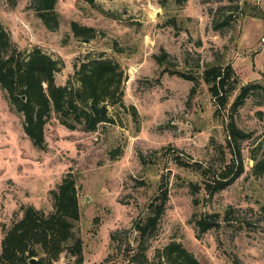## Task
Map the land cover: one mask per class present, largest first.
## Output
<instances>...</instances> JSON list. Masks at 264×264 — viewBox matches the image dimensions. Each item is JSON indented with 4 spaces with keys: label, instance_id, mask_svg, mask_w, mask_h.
I'll return each mask as SVG.
<instances>
[{
    "label": "rangeland",
    "instance_id": "374dc122",
    "mask_svg": "<svg viewBox=\"0 0 264 264\" xmlns=\"http://www.w3.org/2000/svg\"><path fill=\"white\" fill-rule=\"evenodd\" d=\"M56 12L59 25L50 30L33 0H0L12 49L41 48L62 61L57 85L70 81L76 90L75 65L100 55L120 65L122 82L114 100L99 104L109 111L96 115V130L84 120L69 128L52 112L44 149L0 86V252L4 228L28 206L50 213L51 192L69 176L79 198L82 264H172L164 254L172 242L201 264H264V0H58ZM74 22L94 28V37L76 36ZM229 64L239 84L219 108L205 71ZM242 86L250 88L240 100ZM238 151L241 175L212 194L205 188L212 174L179 163L219 174ZM165 189V212L142 243L136 221ZM211 213L219 226L200 231L195 214ZM75 261L65 251L55 264Z\"/></svg>",
    "mask_w": 264,
    "mask_h": 264
},
{
    "label": "trees",
    "instance_id": "16d2710c",
    "mask_svg": "<svg viewBox=\"0 0 264 264\" xmlns=\"http://www.w3.org/2000/svg\"><path fill=\"white\" fill-rule=\"evenodd\" d=\"M85 1L91 4L96 2ZM57 2L58 0H33L35 10L50 30H56L59 25ZM72 28L78 37L90 39L94 37L95 31L92 27L74 22ZM12 46L10 33L0 22V86L12 106L23 114L24 131L34 146L45 148V126L52 112L59 113L61 122L69 128L75 127L72 122L84 120L88 124V130H96L101 119L93 113L92 105L99 106L107 96L115 99L122 82L123 71L119 70L120 65L103 55L83 62L79 69L75 65L80 82V86L75 90L70 81L66 85L56 83L55 74L62 70V61L53 58L41 48H35L25 55L16 48L12 49ZM205 80L219 108L229 103L239 84L234 68L230 64L226 67H210L205 71ZM249 88L241 87L240 100L246 96ZM229 128V134L237 139L241 131L234 122L230 123ZM179 163L204 176L212 174L211 181H206L205 184V188L211 194L225 189L243 171L239 151L233 163L227 166V170L219 174L199 163L186 161ZM258 167L263 171L264 162L259 163ZM51 194L53 210L50 213L28 206L23 209L21 219L15 221L9 228H4L0 264H31L32 258L37 259L36 264H55L65 251L76 259L73 264H82L83 241L75 230V223L80 219L75 180L69 176L64 177ZM168 198V191L160 190L147 205L146 215H141L137 219L136 229L141 234L142 243L155 234ZM229 213L226 214L227 219ZM195 218L202 232L219 226V215L216 213L195 214ZM164 251L172 264H201L180 243L172 242Z\"/></svg>",
    "mask_w": 264,
    "mask_h": 264
},
{
    "label": "water",
    "instance_id": "95a60500",
    "mask_svg": "<svg viewBox=\"0 0 264 264\" xmlns=\"http://www.w3.org/2000/svg\"><path fill=\"white\" fill-rule=\"evenodd\" d=\"M92 111L95 115H106L109 111V107L106 103H103L101 106L92 105ZM36 261H37L36 258H32L30 260V263L36 264Z\"/></svg>",
    "mask_w": 264,
    "mask_h": 264
}]
</instances>
